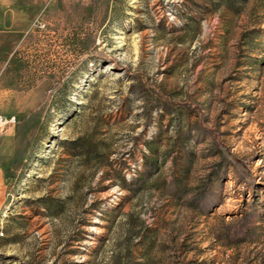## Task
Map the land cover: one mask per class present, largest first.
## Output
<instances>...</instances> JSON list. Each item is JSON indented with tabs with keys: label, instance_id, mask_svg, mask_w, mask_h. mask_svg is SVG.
<instances>
[{
	"label": "rangeland",
	"instance_id": "1",
	"mask_svg": "<svg viewBox=\"0 0 264 264\" xmlns=\"http://www.w3.org/2000/svg\"><path fill=\"white\" fill-rule=\"evenodd\" d=\"M40 11L0 35V264H264V0Z\"/></svg>",
	"mask_w": 264,
	"mask_h": 264
},
{
	"label": "crops",
	"instance_id": "2",
	"mask_svg": "<svg viewBox=\"0 0 264 264\" xmlns=\"http://www.w3.org/2000/svg\"><path fill=\"white\" fill-rule=\"evenodd\" d=\"M50 2L52 0H0V35H21L32 29L41 14L40 5ZM5 191L6 180L0 165V208Z\"/></svg>",
	"mask_w": 264,
	"mask_h": 264
},
{
	"label": "trees",
	"instance_id": "3",
	"mask_svg": "<svg viewBox=\"0 0 264 264\" xmlns=\"http://www.w3.org/2000/svg\"><path fill=\"white\" fill-rule=\"evenodd\" d=\"M74 142H76V141H74ZM76 143H78V142H76ZM75 144V143H74ZM81 147H77L76 148V150H77V152L76 153H74V156H77V157H79V156H83L82 155V153H81V149H80ZM85 155H84V158H89V156H90V154H91V152L89 151V150H87L88 148L87 147H85ZM93 154V156H95L96 157V160L97 159H99V155H97L95 152L94 153H92ZM145 160H147L148 161V164L150 165L146 170H151V169H154V168H157V163H156V161H154V160H148L147 159V157L146 158H144ZM153 167V168H152ZM151 172V171H150ZM216 174H217V172H215L214 173V175L216 176ZM213 178V177H212ZM179 188V187H178ZM184 191V190H183ZM182 191V192H183ZM174 195L176 196V197H180V195L179 194H177V193H174ZM205 198V193H203V192H200V194L198 193V197H196V199H194L195 201L197 200V201H199V202H202V199H204Z\"/></svg>",
	"mask_w": 264,
	"mask_h": 264
},
{
	"label": "built area",
	"instance_id": "4",
	"mask_svg": "<svg viewBox=\"0 0 264 264\" xmlns=\"http://www.w3.org/2000/svg\"><path fill=\"white\" fill-rule=\"evenodd\" d=\"M11 123H12V120L5 121V122H3V123L0 124V127L3 128V126L9 125V124H11ZM1 235H2V233L0 232V236H1Z\"/></svg>",
	"mask_w": 264,
	"mask_h": 264
},
{
	"label": "bare ground",
	"instance_id": "5",
	"mask_svg": "<svg viewBox=\"0 0 264 264\" xmlns=\"http://www.w3.org/2000/svg\"><path fill=\"white\" fill-rule=\"evenodd\" d=\"M0 122H1V119H0Z\"/></svg>",
	"mask_w": 264,
	"mask_h": 264
}]
</instances>
